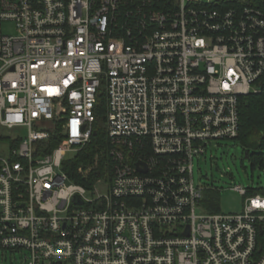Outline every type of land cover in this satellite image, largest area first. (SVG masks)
Returning a JSON list of instances; mask_svg holds the SVG:
<instances>
[{"label": "built area", "instance_id": "obj_1", "mask_svg": "<svg viewBox=\"0 0 264 264\" xmlns=\"http://www.w3.org/2000/svg\"><path fill=\"white\" fill-rule=\"evenodd\" d=\"M259 1L0 0V252L264 264V190L236 186L243 212L211 213L215 189L194 179L195 158L239 137L241 99L264 90ZM102 96L112 168L85 187L65 164L96 135Z\"/></svg>", "mask_w": 264, "mask_h": 264}, {"label": "rangeland", "instance_id": "obj_2", "mask_svg": "<svg viewBox=\"0 0 264 264\" xmlns=\"http://www.w3.org/2000/svg\"><path fill=\"white\" fill-rule=\"evenodd\" d=\"M3 32L5 35H15V24L5 22ZM16 132L25 138L28 131L22 127ZM15 137L18 136L15 135ZM261 152L264 151H257L258 154ZM82 168L84 175L89 179L91 170ZM83 179L85 178L83 177ZM194 179L196 185L215 189L206 192L205 199L215 196V202L222 213L239 214L243 212L246 198L234 191V188L240 186L254 189L255 193H262L264 190V167L261 163L254 164L251 158L247 159L246 149L241 141L224 140L209 147L204 156L195 158ZM0 264H25V262L20 259L19 253L13 255L10 252H0Z\"/></svg>", "mask_w": 264, "mask_h": 264}, {"label": "trees", "instance_id": "obj_3", "mask_svg": "<svg viewBox=\"0 0 264 264\" xmlns=\"http://www.w3.org/2000/svg\"><path fill=\"white\" fill-rule=\"evenodd\" d=\"M260 6L264 9V0L259 1ZM106 108L104 96L100 99V105L97 108L96 116L98 117L95 125L96 135L92 137L91 143L77 155V157L65 164V171L70 179L82 186L88 187V183L93 184L97 180L104 177L111 171L112 162L109 155L110 144L107 135ZM241 130L240 135L236 139L241 141L246 151H249L251 161L261 163L264 167V152L260 154L257 151H264V90L261 95H249L241 99ZM62 137L59 136L58 125L56 131L48 140V153L59 146ZM251 152H253L251 154ZM98 166L95 168V161ZM80 167L92 168L89 180L83 179L78 175ZM216 197H207L205 205L211 213L220 212V207L215 202ZM260 251L264 252V235L259 236Z\"/></svg>", "mask_w": 264, "mask_h": 264}, {"label": "water", "instance_id": "obj_4", "mask_svg": "<svg viewBox=\"0 0 264 264\" xmlns=\"http://www.w3.org/2000/svg\"><path fill=\"white\" fill-rule=\"evenodd\" d=\"M246 157H247V159H250L249 151H246ZM260 234L263 235V231L262 230L260 231Z\"/></svg>", "mask_w": 264, "mask_h": 264}]
</instances>
